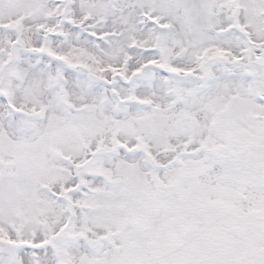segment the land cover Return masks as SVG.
Wrapping results in <instances>:
<instances>
[{
  "label": "rangeland",
  "instance_id": "1",
  "mask_svg": "<svg viewBox=\"0 0 264 264\" xmlns=\"http://www.w3.org/2000/svg\"><path fill=\"white\" fill-rule=\"evenodd\" d=\"M259 88L264 0H0V264H255Z\"/></svg>",
  "mask_w": 264,
  "mask_h": 264
},
{
  "label": "bare ground",
  "instance_id": "2",
  "mask_svg": "<svg viewBox=\"0 0 264 264\" xmlns=\"http://www.w3.org/2000/svg\"><path fill=\"white\" fill-rule=\"evenodd\" d=\"M81 53H82L81 51L74 52V53H57L55 57H57L61 61L65 62L67 65L74 67L79 63ZM225 54H226L225 51L214 49L210 53V58L216 59L217 57H222ZM258 93H259V95L264 97V90L262 88L258 89ZM57 100H58V97H57Z\"/></svg>",
  "mask_w": 264,
  "mask_h": 264
},
{
  "label": "water",
  "instance_id": "3",
  "mask_svg": "<svg viewBox=\"0 0 264 264\" xmlns=\"http://www.w3.org/2000/svg\"><path fill=\"white\" fill-rule=\"evenodd\" d=\"M38 145H39V143L36 146H38ZM36 146H34V147H36ZM36 206H40V205L38 204ZM68 224H70V222ZM247 237L250 240H252L253 242L257 243V242L262 240L263 235H262V233H253V232L249 231V232H247ZM209 250L214 251V252L219 251V242L216 239L212 240L211 245L209 247ZM225 258H226L225 254L219 256L218 262L220 264H222L225 261Z\"/></svg>",
  "mask_w": 264,
  "mask_h": 264
},
{
  "label": "flooded vegetation",
  "instance_id": "4",
  "mask_svg": "<svg viewBox=\"0 0 264 264\" xmlns=\"http://www.w3.org/2000/svg\"><path fill=\"white\" fill-rule=\"evenodd\" d=\"M240 231H241V234L243 236V239L246 243L250 244L252 243L251 241L247 240L246 237H245V231L248 232V231H252L253 233H256V232H264V230L260 229V228H256V227H251V226H248V225H244L242 224L241 228H240Z\"/></svg>",
  "mask_w": 264,
  "mask_h": 264
}]
</instances>
